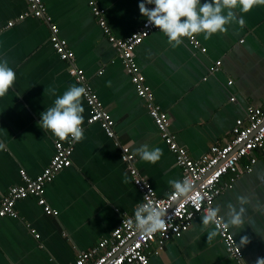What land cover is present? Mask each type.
I'll return each mask as SVG.
<instances>
[{
	"label": "crops",
	"instance_id": "1",
	"mask_svg": "<svg viewBox=\"0 0 264 264\" xmlns=\"http://www.w3.org/2000/svg\"><path fill=\"white\" fill-rule=\"evenodd\" d=\"M89 1L41 0L45 15L58 27L59 38L73 52L74 66L83 71L84 83L111 117L113 137L99 124L87 123L90 107L83 97L84 138L73 146L71 166L44 187L46 203L58 214L46 215L35 197L17 201L16 217L0 220V264H72L77 253L108 237L121 215L132 213L141 201L120 147L128 148L134 167L158 196L172 190L169 180H180L174 155L97 25ZM93 1L104 10L107 26L117 39L128 37L146 19L138 7L144 0ZM205 2L212 0H200L201 5ZM234 11L245 25L230 23L227 31L208 39L203 33L195 35L197 48L190 46L189 38L173 47L157 30L133 52L154 102L168 116L169 133L194 160L211 146L227 142L249 106L264 105V5L248 13ZM27 12L26 0H0V60L16 73L13 87L0 97V199L10 187L22 184L20 171L35 178L51 160L54 142L67 141L40 128V114L69 86H81L68 74V63L52 49L48 23L31 16L17 19ZM9 21L14 24L5 28ZM53 87L56 95L50 92ZM144 144L162 149L157 163L141 160L137 149ZM253 155L257 162L252 171L245 172L248 159H242L235 181L213 203L224 219L228 204L237 211L245 209L244 223L227 227L241 262L226 252L211 223L202 224L201 214L159 254H151L149 264H256L257 258H264V157ZM230 177L223 176L222 182ZM240 197L247 202L239 204ZM210 231L217 235L208 240ZM242 237L248 241L241 243Z\"/></svg>",
	"mask_w": 264,
	"mask_h": 264
},
{
	"label": "built area",
	"instance_id": "2",
	"mask_svg": "<svg viewBox=\"0 0 264 264\" xmlns=\"http://www.w3.org/2000/svg\"><path fill=\"white\" fill-rule=\"evenodd\" d=\"M26 2L28 12L19 15L17 19L22 20L25 16H31L44 19L48 23L49 43L52 49L62 61L68 63V74L87 90V96L84 97L90 107L87 123L99 124L105 134L112 138L114 134L113 121L100 105L96 95L84 83L83 71L74 66L73 52L69 49L66 41L59 38L57 25L45 15V7L41 0H26ZM89 6L97 25L121 60L124 72L130 77L136 95L145 102L146 110L163 142L174 155L176 166L180 171V181L188 179L192 184V192L189 194L190 198L174 197L173 189L165 196H158L149 182L134 167V156L128 148L120 147L121 160L126 165L133 185L140 192L141 201L139 204L147 203L148 200L153 201L155 206L165 213L166 228L153 234H143L134 228H129L126 223L127 220L134 219V211L123 213L110 235L100 239L90 249L77 253L72 264H149L151 254H159L168 241L180 237L189 229L196 216L205 215L207 209L213 208L215 198L224 188H230L235 181V175L240 169L238 165L242 159H248L244 170L251 172L257 162V158L253 154L258 153L264 157V105L263 107L249 106L245 112V119L235 122L227 142L223 145H213L205 155L196 160L192 159L187 150L178 146L173 135L169 133L168 116L154 102L153 95L133 60L135 48L159 29L148 25L146 18L128 37L117 39L107 26L104 10L99 8L93 0L89 1ZM13 24L14 21H9L5 28H9ZM189 44L195 48L199 46L193 37L189 38ZM216 65L218 66L219 62ZM75 143L71 138L65 142H54V153L51 160L35 178L20 171L19 176L22 184L10 187L0 199V220L5 217H16L15 203L27 197H35L46 215L57 216L58 212L51 209L45 201L44 187L51 183L60 171L71 166V155ZM225 175L232 177L224 183L222 177ZM218 217L220 216L218 215ZM211 224L217 230L226 252L237 263H240L241 252L235 245L228 229L223 226L222 219L220 226Z\"/></svg>",
	"mask_w": 264,
	"mask_h": 264
},
{
	"label": "clouds",
	"instance_id": "3",
	"mask_svg": "<svg viewBox=\"0 0 264 264\" xmlns=\"http://www.w3.org/2000/svg\"><path fill=\"white\" fill-rule=\"evenodd\" d=\"M147 5H154L149 8ZM264 5V0H212L211 3L200 4V0H144L139 3V12L146 17L148 25L155 26L168 39L173 47L182 43V38H191L198 34H205V39L218 32L227 31L226 25L238 23L240 27L245 25V20L238 17L235 9L239 8L241 13H248L254 6ZM16 80L15 71L6 60H0V97L5 96ZM52 95H56V89H50ZM87 96V90L83 86L75 84L69 86L62 95L54 100L53 106L47 108L40 114V128L51 132L58 140L64 141L69 138L73 142H80L84 138L82 128L84 108L82 98ZM142 161L155 164L163 151L159 147L150 148L148 144L137 149ZM173 196H185L190 198L192 184L188 179L169 180ZM239 204L247 201L238 198ZM226 219L218 217L219 207L209 208L202 217V224L213 223L220 226L224 219V227L239 226L244 223L242 217L245 209L241 207L237 211L232 204L227 205ZM164 211L155 206L154 202L138 204L134 210V219L126 221L129 228H134L143 234H153L166 228ZM217 235L216 231L208 233V240ZM248 241L247 237L241 238V243ZM256 264H264V258H257Z\"/></svg>",
	"mask_w": 264,
	"mask_h": 264
}]
</instances>
